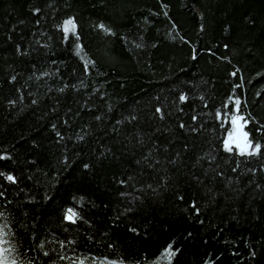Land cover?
<instances>
[{"label": "trees", "instance_id": "1", "mask_svg": "<svg viewBox=\"0 0 264 264\" xmlns=\"http://www.w3.org/2000/svg\"><path fill=\"white\" fill-rule=\"evenodd\" d=\"M35 7L41 8L39 14L33 13ZM68 16L76 18L79 39L55 27ZM100 23L116 34L105 33ZM91 60L95 67L84 74L83 62ZM56 69L57 76L28 81L34 71ZM12 75L17 76L15 82L9 79ZM60 76L70 84L83 80L88 87L79 93L72 89L59 93ZM26 81L24 111L9 109L6 101L17 99V89ZM38 83L53 90L34 110L27 93L37 91ZM45 92L46 87L40 86L39 93ZM182 92L187 93V101L179 99ZM57 98L58 110L53 114L49 109ZM236 98L240 112L255 118L245 130L264 144V132L257 131L264 125V0H0V150L13 156L0 160V172H13L20 181L12 184L0 176V191L6 194L0 197V212L12 222L16 231L12 239L22 245L27 258L39 257L38 264L47 259L40 250L25 251L35 247L33 232L36 241H51L45 250L60 251L57 239L75 240L79 255L122 258L127 264H264V192L255 183L248 184L253 179L264 184V171L255 176L245 171L259 169L264 156L249 158L235 148L227 152L223 140L231 123L215 115L217 110L224 116L234 112ZM86 99L94 106L91 111L81 108ZM109 104L112 111L107 113ZM156 107L165 112L164 120L155 113ZM69 108L73 113L80 108V115L71 116L70 126H65L60 121L69 118L65 116ZM101 113H107L108 119L98 128L93 116ZM130 115L136 119L119 125L120 141L127 144L126 137L131 138L130 150L122 156L114 149L116 159L103 169H83L82 162L95 159L98 142L113 143L104 130L110 133L115 121ZM193 115L196 121L191 120ZM181 120L186 125L202 124L203 130L181 135L177 129ZM49 121L58 123L65 133L63 141L57 140ZM86 124L92 125L94 135L87 143L77 141ZM33 129H39L38 149L30 144L36 135ZM141 134L143 145L137 143ZM185 138L192 146L185 160L189 166L205 153L216 156L214 162L191 169L203 184L194 182L187 168L179 173L171 168L163 149L155 170L142 160L153 143L167 145L171 158ZM208 163L213 168L219 165L217 170L225 177L213 179L215 174L207 172L205 179ZM164 169L179 179L183 201L171 187H159L156 194L136 191L146 184L156 188ZM129 176L127 184L118 183ZM237 176L244 189L239 195L225 187L227 177ZM208 188L228 195L213 196ZM193 199L202 209L199 216L192 210ZM69 207L91 223L69 226L62 220ZM127 208L132 211L126 212ZM117 216L120 219L113 224ZM129 227H139L140 235L129 232ZM169 243L173 250L179 249L171 260L163 251Z\"/></svg>", "mask_w": 264, "mask_h": 264}, {"label": "snow or ice", "instance_id": "2", "mask_svg": "<svg viewBox=\"0 0 264 264\" xmlns=\"http://www.w3.org/2000/svg\"><path fill=\"white\" fill-rule=\"evenodd\" d=\"M70 7V5H68ZM162 7L167 9L168 5L162 3ZM34 14H39L41 12V8L35 7L32 9ZM165 16L168 15L167 11L163 13ZM156 15H159V13H156ZM36 23L39 24L40 21L36 20ZM252 23H255L252 21ZM55 27L60 28L62 30V33L67 36L70 33H75L77 39H79V34L76 31L77 30V24H76V18L74 16H68L65 18L62 23L55 25ZM100 29H102L105 33L110 34V35H115V31L104 25L103 23H100L98 25ZM203 27V26H201ZM11 39V37H9ZM126 40V38H125ZM39 44L40 41H37ZM43 47L47 48L49 47L47 44H44ZM77 47H82V45H77ZM137 48H143V44H137ZM225 48L228 47L227 44L224 45ZM17 51H20V46L17 45ZM211 51V50H209ZM27 55L28 53H22ZM79 55V53H77ZM193 59L196 58L195 55V49H193ZM81 59H83L81 57ZM52 64H56L57 61L53 60L51 61ZM92 67H95V61H84L83 62V71L84 74H89L90 69ZM33 68H35V65H33ZM75 71V69H73ZM59 73V69H56L54 72H48V71H42L39 74H37L35 71L32 73V75L28 76V81L35 80L39 82L42 77H52V76H57ZM233 76H235L237 73L234 71L231 73ZM257 75H262L261 73H257ZM60 80L62 81V86L57 88L56 91L59 93H65L67 90L72 89L76 91L77 93L80 92L81 88H87L88 85L84 83L83 80L79 81V84H70L69 82L64 80L63 76L59 77ZM243 79V77H240ZM10 81L15 82L17 80L16 75H12L9 77ZM44 86L46 87V92L43 94L39 93V87ZM28 87L27 81L25 84L17 89V92L19 93L17 99H9L6 101V105L9 109L13 111H18V112H23L24 108L26 106H22V102L25 99V92L24 89ZM52 88L48 87L47 85H37V91L35 92H28L27 95L30 97V105L34 110H38L41 108L42 104L44 103L42 96H47L49 93L52 92ZM98 91V89H97ZM89 99L91 98V92L88 93ZM105 95V94H102ZM259 95V93H257ZM179 99L181 101H187L188 100V95L187 93H180ZM201 100H204V97H200ZM231 99V98H230ZM58 105H59V99H56L55 104L51 106L49 111L51 113H56L58 110ZM19 106V107H18ZM94 106L89 104L88 100H84L83 103L81 104V108H85L89 111ZM205 107H207V104H205ZM240 99L236 98L235 99V111L232 113L227 114L224 116L220 110H217L215 115L216 118L218 119H226L230 120L231 123V130L227 132L226 138L223 140V148L227 152H233L234 148L238 149L239 154L242 156H247L249 158L251 157H261L264 156V144H262L259 141H255L251 138V134L249 131H246V125L249 124L252 120H255L254 117L250 116V113H241L240 112ZM112 111V105H107V113H110ZM180 111H183V109H180ZM107 113H101L100 115H94L93 120L97 122V127L99 128L102 126L105 122V120L108 119ZM155 113L159 115V119L164 120L165 119V112L161 107H156ZM48 112L44 113V116H47ZM79 116L80 115V108L76 110L75 113H73V110L69 108L67 112L65 113L66 117L69 118H64L60 121L65 126H70V119L71 116ZM136 117L134 115H130L128 117H124L121 120L115 121L112 126H111V131L110 133L107 130H104V134L108 135L109 138L113 141L111 145L107 143H102L98 142V149L99 151L96 154V157L94 160L90 162H82V167L83 169H88V170H93L96 168L103 169L108 163H110L112 160L116 159V152L114 149L117 151L121 152V155L123 156L124 152L130 150V145H131V138L126 137L128 140L127 144H124L120 141L119 137L121 135V130L119 128V125L123 124L125 121L131 122L135 120ZM198 119L197 116L193 115L191 117L192 121H196ZM257 124H259V121H256ZM49 127L52 129L54 132L55 137L57 138L58 141H63L65 139V133H63L60 128L58 127L57 122H52L49 121ZM178 131H180L181 135L186 134H199L203 130V125H186L182 120L178 122L177 125ZM36 132V135L30 140V144L34 148H40V143H38L37 137L40 135L39 129H33ZM258 132H264V125H260L257 128ZM93 134L92 132V125L91 124H86L84 126V129H82L81 133L76 135L77 141H82L87 143V138L91 137ZM20 139L24 140L26 137L23 135V133L20 135ZM70 139V138H69ZM140 145L144 144V140L142 138L141 134V139L137 141ZM161 149H163V152L165 154L164 159L166 163L177 173H179L182 169L187 168L188 173L191 176V179L198 183V184H203V181L201 180V177L198 175H195L194 173L191 172L192 168L200 167L203 163H206L207 161H212L214 162L216 160V156L212 155L210 152L205 153L203 156L197 157L195 160L191 161V164H187L185 162L186 157L188 156V153L192 150V146L189 144L187 139L185 138L184 141L181 143V147L178 150L174 151V155L169 158L167 156L168 153V146L163 145V146H158L156 143H153L152 148L149 150L148 154L146 156L142 157V160L144 161L145 164H147L148 167L153 168L154 170L156 169L157 165H161ZM7 159L11 160L13 159L12 153L8 151H2L0 150V160ZM65 164L68 162V157L65 155L63 157ZM137 164H140L141 161L137 160ZM219 168V165L216 166V168H213L212 163H208V168L207 170L203 173L205 179H207V172H213L215 175L213 176V179L215 176H219L221 178L225 177V173L223 171H218L217 169ZM237 168H239V164L235 168L232 169V172H236ZM246 172H250L255 176V174L258 171H264V164L260 165V168H249L245 170ZM164 175L161 178L160 181H157V187L154 188L153 184H146V185H141L139 186L136 191H142L144 189L151 190L153 194H156L157 189L159 187H163L165 189L172 188L174 191H177V199L180 201H183L184 197L183 195H180L178 193V183L179 179L168 173L167 169H164ZM0 176H3L8 182L12 184H18L19 178L18 176L13 173V172H0ZM31 177H29L30 179ZM187 177H185L186 179ZM132 179L131 176L128 177L127 180L121 179L118 181L120 184H127L130 180ZM239 182L240 178L237 176L235 180H233L232 177H227L225 181V187L228 190V192H231L235 195H239L241 192H243V188L239 187ZM255 183L256 189H259L261 192H264V184H261L259 182H256L254 179L249 180L248 184L251 185ZM233 184L237 185L236 187H233ZM207 187V185H205ZM208 192L212 193L213 196L216 195H228V192H213L211 188H208ZM5 193L3 191H0V197H5ZM121 195H125V193L121 192ZM47 198V194H46ZM31 199H35V197H31ZM134 199H136L134 197ZM6 203H11V201H6ZM191 207L192 210L195 211L197 216L200 215L202 209L201 207L197 206V201L193 199L191 201ZM126 212L132 211L131 208L125 209ZM120 219L119 216L115 217L113 220V224L116 223ZM62 220L65 222H68L69 226L71 225H76L80 221H85V218L80 214V212L72 207H69L66 209L62 216ZM86 223H91L90 221H85ZM203 223V221H201ZM67 231V229H65ZM129 232L139 236L140 235V229L139 227H129L128 229ZM191 235V233H189ZM16 236V231L12 229V222H10L8 216L5 215L4 212H0V264H38L39 257L36 259H31L27 258L22 252H21V247L22 245L17 243L12 239V237ZM31 239L33 243L35 244V247H32L31 245L25 249V251H36L37 249L40 250L42 253V256L44 258H47L46 261H40V264H62V262H66V264H127V262L124 259H119V260H109L108 257H103L102 259L99 257H92L91 254L89 253L88 255H79L76 252L75 249V240H60L57 239L56 243L59 246L60 251H57L56 248H51L49 250H45L46 244H50L51 241H36V234L35 232L32 233ZM89 239H92L91 236H89ZM109 247H113L114 245L109 244ZM164 253L167 254L168 259L171 260L172 256H174L177 252H179V249L173 250V245L169 243L167 247L163 250ZM71 252V255L68 253ZM251 256L255 257L256 252L252 251ZM138 264V262H137Z\"/></svg>", "mask_w": 264, "mask_h": 264}]
</instances>
